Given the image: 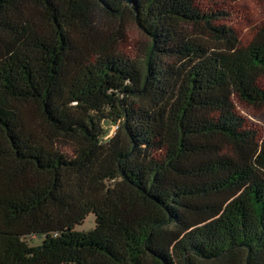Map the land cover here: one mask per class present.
Here are the masks:
<instances>
[{"label":"trees","instance_id":"trees-1","mask_svg":"<svg viewBox=\"0 0 264 264\" xmlns=\"http://www.w3.org/2000/svg\"><path fill=\"white\" fill-rule=\"evenodd\" d=\"M161 1L0 0V264H264V22Z\"/></svg>","mask_w":264,"mask_h":264},{"label":"rangeland","instance_id":"rangeland-1","mask_svg":"<svg viewBox=\"0 0 264 264\" xmlns=\"http://www.w3.org/2000/svg\"><path fill=\"white\" fill-rule=\"evenodd\" d=\"M173 3L200 10L216 9L225 12L227 15L220 25L230 27L236 33L241 45H246L251 40L255 27L264 22V0H162L158 2V5ZM150 18L147 15L137 16V20L128 22L123 43L119 47L121 54L133 59L143 58L150 41L149 36L145 32L147 23H150ZM168 24L180 35L186 37L201 36H198L199 30L197 28L183 20H172ZM205 39L210 46L215 45L212 39L209 40L207 37ZM259 88L264 92V77L259 82ZM233 108L235 113L250 128L258 132L260 139L264 137V104L252 106L233 100ZM113 127H110V133L115 131ZM93 227L94 215L89 214L82 224L75 226L74 230L77 232H89ZM40 243L41 239L33 242L34 245H39Z\"/></svg>","mask_w":264,"mask_h":264}]
</instances>
